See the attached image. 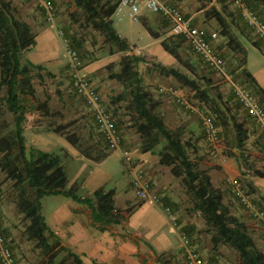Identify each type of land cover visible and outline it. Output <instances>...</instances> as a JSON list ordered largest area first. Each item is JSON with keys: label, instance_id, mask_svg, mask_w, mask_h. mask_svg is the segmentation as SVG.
Returning a JSON list of instances; mask_svg holds the SVG:
<instances>
[{"label": "rangeland", "instance_id": "rangeland-1", "mask_svg": "<svg viewBox=\"0 0 264 264\" xmlns=\"http://www.w3.org/2000/svg\"><path fill=\"white\" fill-rule=\"evenodd\" d=\"M10 2L14 8L15 15L25 21L35 35L44 29L51 32L47 36V45L45 47L50 45L52 50L54 49L56 51H51L48 48L46 52H51L52 57L57 54V57L61 60L59 63L60 67L54 71H50L45 67L38 71L42 76L41 79L36 76L37 71L32 69L31 84L34 88L35 98L30 95H22L21 97V101L26 108L24 127L31 130V132L27 131L26 135L24 132L27 149L32 147L29 145V142L32 141L34 136H41L47 130L53 131L55 127L61 124H70L67 130H72L76 134L81 146L86 148L91 158L96 157L100 151L108 152L102 164L92 169L91 175L96 172L99 175V179L104 178L101 176H108L103 185L104 188H114L118 193L126 188L127 180L134 175L137 165L140 162L136 160L130 163L128 168L125 169L124 161H126L125 157L127 156L124 155L121 145L111 150L105 146L106 142L104 138L92 121L89 106L73 93L67 72L69 57L66 53L63 39L59 35V32L62 31L66 38L78 47L83 65H92V69L88 71L90 73L88 75L91 77L93 83L101 88V91L104 93L102 94L100 91L104 105L106 108H110L116 117L123 139L121 144L125 143V146L130 147L131 150L135 149L139 151L141 141L135 128L130 127L128 124L130 116L126 108L127 102L126 100H119L120 93L124 92L123 87L116 79L111 78L110 74L119 71L122 56L126 54L142 55L144 60L138 63V71L142 76L144 87L150 91L153 100L158 103L156 111L163 117L168 130L177 133L185 143L189 157L198 167L205 169L210 174L212 182H215L217 178L215 176L222 169V164L217 156L213 157L215 152L211 153L215 149L209 146L203 138L201 121L196 110L204 109L209 111L217 123H220L221 120L214 112L213 108L216 106L223 111L227 119L234 116L244 121L247 126H249V119L251 118L234 102L230 83L204 64V62L191 52L183 41L179 40L177 52L181 60H175L174 68L196 80L199 87L208 93V101L201 99L194 91L181 85L171 76L159 78V74L154 67L155 64L159 63L155 61L153 55L141 54V52L135 53V49L133 48L124 52L116 51L109 53L108 44L104 43L99 33L93 31L89 26H86L83 13L74 6L72 0H53L55 5V17L53 20L46 19L35 0H10ZM217 3L219 9L230 19L232 31H237L250 42L252 40L257 41L264 49V46L253 31L245 26L239 10L233 5L231 0H217ZM213 7L211 5L209 9ZM255 9L253 10L264 20L263 10H259L258 7ZM117 18V15H113V24L118 26L119 29H128L129 26H139L137 21H133L126 16H122L120 20ZM164 29L165 33H167L168 31L165 26ZM213 29L218 34L216 51L218 55L220 54V58L223 60L227 72L236 81L243 82L254 95L259 96L256 88L244 79L236 68L239 53H232L227 49L225 46V38L220 35L218 25ZM173 38L176 39L174 36ZM246 40H242V43L247 47L251 69L255 70L260 66L262 67L264 65L263 54L258 49L252 47ZM34 50L36 48L21 55V62L23 64L30 60L39 61V59L32 57V54H36ZM46 59L47 55L44 60ZM48 71L53 76H49L47 74ZM99 87L98 89H100ZM173 91H179V94L183 96L194 110L185 109L177 105ZM4 98L5 89L0 86V123L2 132L6 133L13 128V117L6 108ZM42 101H46V111L45 109L41 110L37 107ZM227 134L226 132L223 135L221 129V142L217 148L222 149V157L226 159L235 158L237 160L239 174L235 178L240 181L245 191L253 200L259 204L258 207L264 209V197L256 193L255 187L251 185V180L249 179L251 177L260 178L253 172L254 169L264 172V161L260 160L256 152L252 151L249 136L244 149H236L237 157L235 152H231L226 146L225 139ZM163 144L164 141L161 140L154 146L153 151L150 152L154 156L153 166L157 169L160 168V173L165 178L168 189L167 193L174 207L178 223L191 238V247L209 264H240L238 254L233 248L225 244L213 243L211 240V229L205 224L201 216L196 215L189 209L191 203L181 185L180 178L174 177L170 173L168 166L159 164L157 152ZM261 147L264 151V142ZM54 153L61 157L66 174L70 176L71 170L74 167L73 162L69 160L70 156L63 149L55 151ZM232 178L234 177L227 179ZM227 179H225L222 187L224 202L229 206L231 213L246 224L248 232L253 237L256 246L264 252V223L255 214L249 213L248 210H243L240 203L235 199ZM90 183H83L81 187H78V193L83 196L87 195V193L90 194L92 192L89 190L91 189L90 186H93ZM15 196L16 192L12 183L5 179V173L0 169V227L21 264H47L45 251L38 247L36 241L29 236L26 231L27 222L15 208ZM127 196L134 197L131 200L133 203L128 204L127 207H134L138 203V196H136L135 190L130 188ZM121 198H116L117 204L121 203ZM61 200H63L61 196H45L41 199L42 214L45 217L47 225H51L52 211ZM48 240L53 242L52 238H48ZM178 242L181 247H178L177 250L169 253H159L162 254V258L168 264H186L185 248L183 247L181 235L180 237L178 236ZM57 252L56 261L66 256V253L63 251ZM159 254L154 253L155 258L149 255L146 262L148 260L150 262L147 264H158L157 256Z\"/></svg>", "mask_w": 264, "mask_h": 264}, {"label": "trees", "instance_id": "trees-1", "mask_svg": "<svg viewBox=\"0 0 264 264\" xmlns=\"http://www.w3.org/2000/svg\"><path fill=\"white\" fill-rule=\"evenodd\" d=\"M72 1L74 6L83 13L86 26L99 33L104 43L108 44L109 53L131 49V44L119 35L113 25L112 15L118 0ZM205 17L213 19L217 23L220 35L225 38L227 49L232 53H239L236 66L239 73L252 86L256 87L257 93L264 97V91L257 85L252 75L245 68H241L245 63L246 53L231 29V21L228 16L213 7L205 12ZM259 18L263 20L260 16ZM143 25L153 37L158 36L146 24ZM245 26L251 30L246 24ZM35 36L30 26L15 15L10 0H0V86L5 89L4 103L13 117V128L6 133L2 132L0 123V169L5 173V179L11 182L14 187L16 192L15 208L27 222L26 231L29 236L36 241L38 247L45 251L46 263L83 264L80 256L62 245L59 237L45 222L41 199L44 196L61 195L77 203L85 204L90 210L91 225L99 231L120 224L126 218L125 213L130 214L132 210L127 209L123 212L115 207L114 188L98 187L89 195H80L77 184L75 182L69 184L63 161L58 154L35 147L26 148L24 136L26 108L21 97L30 95L35 98L34 88L31 84V71L32 69L36 70V76L41 79L42 76L38 71L44 67L31 61L23 64L21 55L34 48ZM176 39L168 35L161 41V45L165 51L180 61L177 47H179V40L183 41V39L180 37H176ZM68 41L81 58L78 47L72 41ZM251 43L264 55V49L257 41L252 40ZM143 60L142 55L126 54L120 59L119 71L110 74V77L116 79L123 87L124 92L120 93L119 100L127 102L126 108L130 116L128 124L135 128L140 138V151L152 152L154 146L163 140L164 144L157 152L158 162L168 166L174 177L180 178L181 185L191 203L189 209L201 216L211 229L213 243L225 244L233 248L238 254L240 264H264V252L256 246L246 224L231 213L229 206L224 202L223 190L215 187L210 174L205 169L198 167L189 157L185 143L177 133L168 130L163 117L156 111L158 103L153 100L150 91L144 87L142 76L138 71V63ZM154 67L159 75L173 77L178 83L194 91L201 99L208 101V93L201 89L193 78L174 67H166L161 64H155ZM47 74L53 76L49 71ZM88 77L92 80L89 75ZM234 100L236 105L241 108L238 101L235 98ZM260 104L264 107L263 103L260 102ZM37 107L46 111V101L40 102ZM107 109L112 113L115 125L119 130L114 113L110 108ZM213 109L221 120L220 123H217L214 118L215 124L220 128V135L221 129L225 133L230 131L233 135L235 148L243 150L249 136L246 123L234 116L227 119L218 106ZM92 121L94 123L93 118ZM69 126L70 124H61L53 131L64 137L81 155L89 159L100 161L108 155V152L100 151L96 157L91 158L86 148L81 146L76 134L72 130H67ZM105 146L107 147V145ZM253 173L264 177V172L258 169H254ZM235 199L240 203L236 197ZM165 203L174 211L172 204L166 201ZM240 205L246 210L241 203ZM182 230L191 246V238L184 229ZM0 231L7 239L1 227ZM48 238H52L53 242H50ZM8 245L13 252L9 242ZM57 251L65 252L66 256L56 261ZM157 262L158 264H168L162 258V254L157 256ZM207 264L209 263L207 262Z\"/></svg>", "mask_w": 264, "mask_h": 264}, {"label": "crops", "instance_id": "crops-1", "mask_svg": "<svg viewBox=\"0 0 264 264\" xmlns=\"http://www.w3.org/2000/svg\"><path fill=\"white\" fill-rule=\"evenodd\" d=\"M161 1L166 2L167 0ZM176 1L182 12L186 16L192 18L194 25L204 28L207 31H215L213 28L217 27L216 22L213 19L206 18L205 12L211 5L221 11L217 0ZM244 1L248 4L247 6L252 11L256 10L255 8L258 7V9L263 10L264 13V0ZM139 18L140 19L137 21L139 26H129L128 29H119L118 26H115V24L113 25L119 35L131 44V49H135V53L141 52V54L153 55L157 63L166 67H175L176 59L165 51L161 45V41L166 36L170 35L167 23L159 14L152 13L145 8H141ZM143 24H146L158 36L153 37ZM164 26L167 28V33H165ZM233 32L236 34L246 53L245 63L241 68H245L255 79L257 85L264 91V65L256 68L255 70L251 69L247 47L242 43V40L246 39L237 31ZM50 33L51 32L49 30L44 29L35 36L34 48H36V50L34 51L36 54H32V57L39 59V61L29 60L34 64H40L48 70L54 71L60 67L59 63L61 60L57 57V54L52 57L51 52H46L48 48L51 49V51H56L54 49L52 50L50 45L45 47V45H47V36H49ZM246 41L254 47L250 41ZM213 45L217 48L218 38L213 42ZM43 47L45 48L43 49ZM46 55L47 59L44 60ZM91 69L92 65H87L84 66L83 71L86 72V74H90L88 71ZM240 75L243 77L242 74ZM158 76L159 78L166 77L164 75ZM229 76L232 81H236L230 74ZM228 82L230 83V81ZM236 82L243 84V82L239 80ZM99 90L101 91V88ZM177 93L179 94L180 92L177 91ZM102 94L104 93L102 92ZM254 96L259 103L261 102L264 104V97L261 94H259V96ZM247 128L252 151L256 152L260 160L264 161V151L261 147L263 143L262 138L259 134L258 126L252 118L249 119V126H247ZM27 131L31 132L30 129L25 128V135ZM222 133L225 135V131L222 130ZM227 133L228 134L225 139L226 146L229 150H231V152H235L236 148L233 143V135L230 131ZM29 145L49 152H55L60 149L65 150L70 156V162H73L75 167V169L73 167L71 170V175H67V177H69V184L75 182L78 187H81L83 183L86 184L91 182L90 184H93V186H90L91 189H89L91 191L98 187H104L103 185L105 184L108 176H101L104 178L99 179V175H97L96 172L91 175V171L96 168V166H100L106 157L100 161L89 159L81 155L79 151L69 144L64 137L52 130L44 131L41 136H34L32 141L29 142ZM218 146L219 144L211 153L215 152L213 157H218V160L222 164V169L218 172V174H216L215 177L217 178L213 184L215 187L222 189L225 179L230 177L235 178L239 174V169L236 163L237 160H235V158H233V160L222 157V149L217 148ZM121 148L124 151V155L129 157H125V169L128 168L130 163L139 160V164L144 167L147 177L151 180L153 191L163 195L165 201L171 204V199L167 193L168 189L167 184L165 183V178L161 175L160 168L157 169L153 166L154 156L150 152H141L135 149L131 150L130 147L125 146V143L121 144ZM235 154L238 157L236 152ZM159 166L162 167L161 165ZM249 179L251 180V185L255 187L256 193L264 197V177H251ZM125 187L126 188L120 193H118L115 189L114 205L117 209H120L123 212L127 209H131L132 211L130 214L125 213L126 218L120 224L109 226L104 231H99L91 225L89 219L90 210L85 204L77 203L70 198L63 197L61 195H49L61 196L63 197V200H61L53 209L51 214V225L48 226H51V230L59 237L62 245L68 247L71 251L80 256L83 264H147L150 262V260L146 262L149 255H151L152 258H155L154 253H169L177 250L178 247H181L179 246L178 236L180 237V231H183V228L179 225V223V227L173 226L169 215L164 211L162 206L150 200H140L138 198V203L134 207L128 208L127 205L132 204L133 202H131V200L134 199V197L131 198V196H127V192H129V189L132 188L129 179L127 180ZM118 194L120 195L118 196ZM87 195H89V193H87ZM117 197H122L120 204L116 203Z\"/></svg>", "mask_w": 264, "mask_h": 264}, {"label": "built area", "instance_id": "built-area-1", "mask_svg": "<svg viewBox=\"0 0 264 264\" xmlns=\"http://www.w3.org/2000/svg\"><path fill=\"white\" fill-rule=\"evenodd\" d=\"M47 20H53L55 17V5L52 0H35ZM233 5L239 10L244 23L253 31L258 40L264 46V21L252 11L244 0H231ZM141 8L159 14L167 23L169 34L174 37H180L188 48L198 56L209 68L214 70L226 80L230 81L234 98L238 101L241 108L251 117L258 126L259 134L264 141V107L259 103L250 90L243 84L232 81L223 63L218 55L213 42L218 38L216 31H207L204 28L193 24L192 18L186 16L176 0H118L113 15L126 16L133 21H138ZM112 15V16H113ZM66 47V53L69 57L68 78L73 93L76 97L83 100L90 109L91 116L101 133L107 148L115 149L120 147L122 142L121 132L117 129L112 113L103 103V98L98 87L83 71L84 65L78 52L74 50L62 31L59 32ZM175 93V101L185 109L194 110V108L183 98L182 95ZM198 116L201 121V130L204 140L209 146L215 148L221 141L220 128L215 124L214 116L207 110L198 109ZM231 186L234 196L248 210L255 214L260 221L264 223V209L258 207L253 198L245 191L237 178L227 179ZM136 196L140 200H150L164 209L175 227L178 226L176 213L165 203V198L153 191L151 180L147 177L145 169L141 164L137 165L134 175L129 179ZM181 239L185 247L186 264H207V262L194 251L188 243V239L183 231H180ZM0 264H21L17 257L11 251L8 240L5 239L0 231Z\"/></svg>", "mask_w": 264, "mask_h": 264}]
</instances>
